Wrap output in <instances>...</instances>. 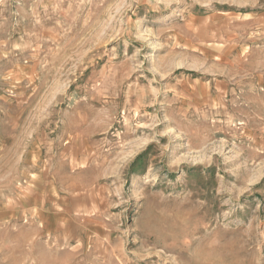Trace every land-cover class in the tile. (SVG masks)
<instances>
[{
    "label": "rangeland",
    "instance_id": "obj_1",
    "mask_svg": "<svg viewBox=\"0 0 264 264\" xmlns=\"http://www.w3.org/2000/svg\"><path fill=\"white\" fill-rule=\"evenodd\" d=\"M0 264H264V0H0Z\"/></svg>",
    "mask_w": 264,
    "mask_h": 264
}]
</instances>
